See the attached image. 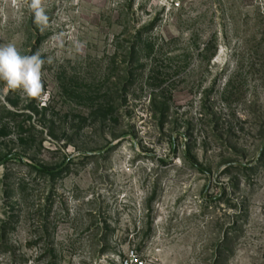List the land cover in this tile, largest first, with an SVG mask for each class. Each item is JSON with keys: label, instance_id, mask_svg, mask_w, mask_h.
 Here are the masks:
<instances>
[{"label": "rangeland", "instance_id": "rangeland-1", "mask_svg": "<svg viewBox=\"0 0 264 264\" xmlns=\"http://www.w3.org/2000/svg\"><path fill=\"white\" fill-rule=\"evenodd\" d=\"M0 264H264V0H0Z\"/></svg>", "mask_w": 264, "mask_h": 264}, {"label": "trees", "instance_id": "trees-1", "mask_svg": "<svg viewBox=\"0 0 264 264\" xmlns=\"http://www.w3.org/2000/svg\"><path fill=\"white\" fill-rule=\"evenodd\" d=\"M189 163L194 166L195 168H199L198 163L195 161V159H188Z\"/></svg>", "mask_w": 264, "mask_h": 264}]
</instances>
